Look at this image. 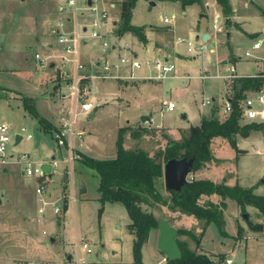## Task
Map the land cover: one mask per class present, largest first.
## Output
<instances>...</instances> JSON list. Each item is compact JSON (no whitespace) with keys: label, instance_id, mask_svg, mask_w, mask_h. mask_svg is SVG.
Instances as JSON below:
<instances>
[{"label":"rangeland","instance_id":"374dc122","mask_svg":"<svg viewBox=\"0 0 264 264\" xmlns=\"http://www.w3.org/2000/svg\"><path fill=\"white\" fill-rule=\"evenodd\" d=\"M139 1L134 11L133 20L138 26L140 24L147 27L153 25L152 28L162 26L163 30H166L167 25L165 27L163 21L166 15L174 16L175 19L177 16L178 25L182 23L187 27L186 24L190 21L191 16L182 15L175 6L164 2L151 6L149 1L146 3L144 0ZM215 3H218L217 0H203V4L200 6L204 8L208 5L210 7ZM247 5L248 8L245 9L239 6L238 3L239 7L236 15L244 14L242 21L245 22L244 28L246 30L250 32L263 31L264 0H250V5L249 3ZM30 10V6L27 3H22L21 0H0V40H2L4 46L0 50V84L4 86L0 87V122L7 125L10 137L5 151L8 163L0 169V264H40L41 262H55L56 264L66 262L69 264H121L123 260L125 262L133 255L130 247V235H127L129 233L126 229V225L131 220L125 206L119 202H106L101 213L102 203L99 199L97 200L99 196V177L92 168L81 161V147H79L80 149H74V153L76 152L77 155L75 153L76 156L71 166L68 161H64L61 155L64 149L58 146L54 137V130L47 131L43 129V132L39 131L36 117L30 115L24 108L23 98H32L40 115L53 117L55 120L61 105L70 103L66 102L68 101L66 98H63V94L70 97L68 84H59L54 87L52 84L55 77H52L50 85L48 80L43 83L44 88L45 86L48 88L47 94V92H44L45 89L42 91L41 86L37 83L39 75L44 77L43 69L40 68V74L36 62L38 58L34 57L33 48H24L32 33V28L24 20ZM84 12L85 14L88 13L89 16V11ZM221 16L223 17V15ZM231 16L230 25L232 31H234L233 43H231L241 49L242 54L245 55L247 49L254 43L251 37L258 34V32L246 35L240 33L236 28L233 29L232 22L236 18H234L235 14ZM20 23L22 26L24 24L23 32L18 30ZM212 29L218 35L220 34L219 36L225 38L226 32L231 28L223 26L220 30L213 27ZM167 32L170 36L173 30ZM53 33L56 34V31L54 30ZM163 33L164 36H167L166 32ZM157 34H160V32ZM89 36H91V28L84 34V37L88 38ZM262 40L260 49L252 50L253 55L250 56V59L252 58L256 62L258 70L262 67V60L264 59V39ZM118 44H121V51L128 54L133 52L132 47L126 45L127 43L118 42ZM161 45L166 46L162 42ZM83 46L82 50L88 55V51L91 49L88 50L87 47ZM224 51L225 48H221V54ZM205 53L214 55L215 50L210 51L209 49ZM41 56L44 57L43 60L39 59L42 63L46 61V58L43 53ZM104 57L103 54L99 56L95 53L93 56L92 53L88 56V61H84L82 53L85 64L82 72L81 87L84 90L82 93L86 94V100L95 104V109H100L96 110L97 114L94 119L89 117L79 119L77 126L79 130L77 129V132L83 131V134L75 137L74 147L78 148V141L82 140L87 147V155L98 159L112 158L116 155L121 128L132 127L133 130H137L146 126L145 128H148L149 131L140 139L131 137L128 130L124 135V146L128 149H143L150 155H155L160 149H164L170 140L181 141L184 135L188 133L189 122L196 121L194 125L199 124V120L197 121L199 107L201 105L204 107L202 101L208 96L207 93L210 90L203 94L201 88L195 87H191L190 92L184 89H170V86L182 87L183 84L191 86L192 82L198 81L190 79L181 81L165 80L167 89L172 92L171 95L163 96L160 93L153 98L152 102L150 101L149 105L153 106L151 111L155 123L168 128L153 127L155 126L153 123L142 121L144 114L141 116L140 109L137 108L140 94L136 89L130 91L128 89L127 92H122L115 81H123V79L111 80L91 77L100 71L97 64L104 61ZM152 57H155V55L148 56V58ZM112 59L116 62V54ZM47 60H51V58ZM67 63L69 62L67 61ZM33 65L37 74L33 70ZM201 66L199 59L195 62V70L191 73H197ZM48 69L50 68L47 67V71ZM72 69L74 70V65ZM142 69H146L147 74H150V71H153V64H144ZM139 70L136 71V74H139ZM122 73L127 74L128 70ZM218 73L225 74L227 72L223 67L217 72L216 79L208 78L207 81H214L217 84L223 81ZM30 76L33 77V80L30 79ZM96 80L103 81L101 84L105 86L99 89L96 97V99H100L99 103L107 101L101 106L95 103V99L92 98L97 87L92 88L93 94L89 92L92 82ZM53 93L57 94V98L64 100L65 103L53 102L49 99L53 97L51 95ZM46 95L49 98L45 97ZM164 99H167V102L173 100L177 107L169 111L165 106L167 111L162 110ZM126 100H129V105H127L128 101L126 102ZM219 104L221 108L224 105L223 102H219ZM185 105L192 108L189 112V120L181 118V113L186 111L184 110ZM149 114L148 112L147 115ZM136 119L139 120L135 123L127 122V120L132 122ZM239 123L241 126L256 123L259 127L250 129L245 135L240 134L237 136L238 150L233 148L227 139L215 138L212 142V152L219 161L202 164L201 168L195 173L192 172L188 179L208 178L216 183L225 182L229 186H233L238 182L243 187L256 186L254 192L264 195V183L262 182L264 178V120L242 118ZM141 124L144 126H139ZM179 127H187V129L181 130ZM18 134L22 135L23 138L17 144L16 136ZM29 134L32 136H29ZM23 155H29V161L33 166H38L42 163V160H52L51 158L54 155L61 160V163L57 173L53 174L51 178L33 177L22 173L27 167L26 162L22 160ZM20 160H22V163H20ZM39 184L45 185L47 190L51 191V198L45 195L42 197L36 193ZM157 187L162 196L169 201L171 193L165 187L164 176L158 180ZM84 188H87L85 195L81 194ZM73 189L75 190V201L71 198ZM40 200L46 201L47 204L43 205L42 212L40 210L42 209V204L39 203ZM208 200L218 203L221 197L216 194L212 196L205 195L201 198V203L204 204ZM225 202L227 207L224 209V219L226 221L225 230L228 235H222L218 226L211 223L200 241V247L188 232L200 236L204 221L198 220L193 215H187L179 209L172 210L169 208V204L153 203L143 205L142 208L152 212L159 221L158 228L147 244V263L150 264L149 252L154 247L157 249L160 225L167 220L178 230L177 238L180 241L187 242L193 250L207 253L217 264H228L227 259L232 260L231 264H264V215L252 206H247L243 210L234 200L226 199ZM65 203L67 204L66 210L64 209ZM55 205L60 207L59 212H56ZM244 213L249 214L248 222L242 216ZM249 222L256 228L252 229ZM239 226L243 227L242 236L238 232ZM101 235L104 238H101ZM115 235H118L124 241L122 254L113 253L117 249L119 252L121 250L120 240L115 239V242H119L118 246L112 244V237H115ZM85 238H87V242L92 249L91 253L83 248L78 249L77 242L85 240ZM69 255L73 257L71 261H68Z\"/></svg>","mask_w":264,"mask_h":264},{"label":"crops","instance_id":"0c3cea01","mask_svg":"<svg viewBox=\"0 0 264 264\" xmlns=\"http://www.w3.org/2000/svg\"><path fill=\"white\" fill-rule=\"evenodd\" d=\"M89 1L90 0H78V6H79V10H80L79 19L82 22H85V19H89V16L87 15L88 13L85 14V12H84V11H87V10H84V7H85V5L90 4ZM123 1L124 0H105V1H103V3L107 4L110 8L111 25H110V29L108 30V32L110 33V35L112 37L113 43L116 44V48H121L120 47L121 44H118V42L119 43L122 42L124 44L127 43L126 45L132 47L133 52L136 55H138L139 57H141L143 60L144 59H153L154 60L155 58H158L160 56H164L167 59L175 62L176 66H177L176 72L174 74V76H176V77L169 78V79L180 80V81L190 79V80L198 81V82H192L191 86L183 84L182 87L170 86V89H175V90L176 89H184L185 91L190 92V90H191L190 88L195 87V88H201L203 94H205L207 91L210 90V92L207 93L208 96L206 98H211L212 103L210 105H205L204 107L202 105H201V107H199V114H198V119H197V121L199 120V124L201 122V118L203 117V115H207V116L210 115L212 110H215V112L217 113V115L221 119L226 118L227 113H225V106H226L227 100H230V98L233 96L232 82L234 79L239 78V77H250V76H257V75L261 76V74L263 73L264 67L262 64H261L262 67H260L258 70L256 62H254V59H252V58L250 59V57L248 58V56L243 55L241 49H239L235 45H232V43H233L232 42V36H233L234 31H232V27H231L230 23H229V25H230L231 29L228 30V31H230V34L228 32H226L225 38L222 36H219L220 34L218 35V33L214 32V30L212 29V27H213L214 29L220 30V28H222L223 26L227 27L224 24V18L226 16L223 15L222 9H221V6L219 5V3H217V4L215 3V4H213V6L211 5L210 7L207 5V7H204V8L201 7L202 5L200 6L198 4H194V5L187 6L185 9H183L179 2L155 0L156 5H158V3H160V2H164V3H167L168 5H172V6L177 7L178 11H180L182 15H184V16L190 15L191 16L190 21L188 24H186L187 27L184 26L182 23L180 25H178L179 23L177 22V16L175 15L176 19L174 16H171L174 19L173 25H171L172 27H174V30H173V32L170 33V36H168V32H167L169 27L168 28L166 27L167 24L165 22H164V26L166 27V30H163L162 26H155L154 28H152L153 25L147 27L146 25L140 24V26H145L146 36L148 39V41L146 43H143V42L139 41L138 38L136 36H134L131 32H127L123 35L116 34L118 22L120 21V18H121V4ZM144 1H145V3L148 2V0H144ZM230 1L232 3V6H233V14H235L234 18H236L233 20V22H236L235 26L233 25V22H232L233 29L236 28V30H238L240 33H243L246 35L258 32V34L251 37V39L254 41V43L258 39H261V40L264 39L263 38L264 30L263 31H255V32H250V31L246 30L244 28L245 22L242 21L244 14L236 15V11H237L238 7L242 6L243 8L247 9L248 8L247 4L249 3V5H250V0H244V1L243 0H230ZM21 2L27 3V5H29L31 8L29 13L26 14V16L24 17V20L27 21V24L32 28V33L30 34L31 35L30 40L25 43L26 46L24 48H26V47L27 48L28 47L33 48L34 55H35L34 57H36V54L38 52L41 54L43 53L45 55L46 61H49L48 63L46 61H44V62H42L44 64H42L40 62V60L39 59L37 60V58H36V60H37L36 62H37V65L39 66L38 69H39L40 74H41L40 68L43 69V73H44V77H42L40 75L38 76L37 83H38V85L41 86L40 89H42V91L45 89L44 92L45 93L47 92V94H48V88H46V86L44 88L43 83H45L48 80V84L50 85V81H51L52 77H55V81L53 82V80H52V82H53L52 85L54 87L56 85H59V84H61V85H64V84L67 85L68 84L67 86L69 88V85H70V82L72 79L71 76L73 77L74 72H75V69L74 70L72 69L74 64L71 62L73 64L72 65L70 63V61L65 60L61 56L62 52H63V47L59 43L58 37L62 31L71 32L74 30L75 19H74L72 13L71 12H62L60 10L61 4H60V1H58V0H21ZM139 2L140 1L138 0L137 4ZM238 3H239V6H238ZM137 4H136V6H137ZM135 8L133 10L132 24L135 26H138L137 24H135L133 22ZM202 13L208 14L210 16V18L209 19H206V18L200 19L199 16ZM221 15H223V17ZM166 16H170V15H166ZM217 17H221L222 20L219 21L218 28H215L212 23L214 22V20ZM231 18H232V16H231ZM199 20H200V23H198ZM231 21H232V19H231ZM60 22H62V26H59ZM18 30L23 32L24 31V24L22 26V24L20 23L18 26ZM54 30L56 31V34L53 33ZM158 32H160V34H157ZM163 32H166L167 36L166 35L164 36ZM205 33H209V35L211 37L210 45H211L212 49L210 48V51L215 50L214 55H212L210 53L206 54L205 52L201 55H189L186 52V49L182 45H178V44H177L178 46L176 45L175 41H177L178 38H180V37H185L188 39H195L196 38L200 41V40H203L202 35ZM198 35H200L201 37L198 38ZM161 42L163 43V45L166 44V46H162ZM213 42H216L215 46H213ZM82 45H84L83 47H87L88 50L91 49L90 51H88L89 52L88 55L86 54V52L84 50H82L83 49ZM82 45H81V54L83 53L84 61H88V56H90L92 53H93V56L95 55V53H96V55L99 54V56H102V54H103L100 43L96 40H93L90 37H88L86 40H84V43ZM3 47L4 46L2 45V40H0V50H2ZM223 47L225 48V51L223 54H221V48H223ZM24 48H23V50H25ZM93 48H95V49H93ZM230 49L233 51V55L236 57V62H233L231 60ZM249 49L252 50L253 45L250 48H248L247 50H249ZM93 50H95V51H93ZM149 55L150 56L155 55V57L148 58ZM50 58H51V60H47ZM199 59L201 61L202 66H201L200 70H198L197 73L192 74L191 71L195 70V62ZM27 60H28V58H27ZM153 60H150V61H153ZM67 61L69 63H67ZM52 64H54V66H52ZM227 64H233V66L236 69L237 77H235L234 79H232V80L226 79L224 81V78H223V81H220L217 84V82L215 83L214 81H207L208 78L207 79L201 78L202 75H209L210 76L209 78H212V79L215 78L217 75V72L220 71V69H223V67L225 69V66ZM47 67L50 68V69H48V71H47ZM33 70L36 73V69H34V65H33ZM139 71H140L139 72L140 76H149V74H147L146 69H142ZM151 73H152V71H150V74ZM69 78H70V80L67 81ZM30 79L33 80V77L30 76ZM111 80H116V79H111ZM105 81H108V80H105ZM101 82H103V81H98V80L93 81L92 85L89 88V92L92 93V88L97 87V88H95V94L92 93L93 94L92 98H94L95 103H97L100 106L107 103V101L104 103H99L100 99H96V97L98 96V93H99V89L105 87L101 84ZM115 82L118 83V85H119L118 88H119V90L121 88L122 92H127L128 89H129V91L132 89H136L138 91V93L140 94V100H138L139 102L137 104V108L140 109V115L141 116L144 114L142 116V118L146 119V120H142V121H149L148 123H150V124L153 123V125H155L153 127H159V128L165 127V126H160V125L155 123L154 115L151 111L153 106L149 105L150 101L152 102L154 100L153 98L156 95H159L160 93L163 96H170L171 95L172 92L167 89L166 84H165L166 83L165 80L142 78V79L131 80V81L124 79L123 81H115ZM194 84H197V85L195 86ZM197 86H199V87H197ZM0 87H4V86H2L0 84ZM5 88H7V87H5ZM253 93L254 92H249L247 94V97L252 95ZM51 95L53 96L51 98H49L48 95H46L45 97L51 99L53 102L60 101L63 104L65 103L64 100L57 98V94L53 93ZM53 98H55V99H53ZM63 98L64 99L66 98V100H68L66 102H70V103L68 105H65V104L61 105V107L62 106L70 107L72 104V99L70 101V97H67L64 94H63ZM124 98H126V97H124ZM205 99H203V101ZM166 100L167 99H164L162 102V104H163V106L161 108L162 110H166L165 109L166 105L164 103ZM126 102H127V105L130 104L129 100H126ZM219 102L224 103L222 108L220 107ZM61 107L59 108V111L57 112V116H56L55 120L53 117H45V116L41 115L42 117H45L46 119H48L51 122V124L53 126H55L56 129H57L58 123H59L58 115H59ZM176 107H177V105H176ZM200 108H201V110L203 108V110L201 111ZM99 109L100 108H97V109L94 108V110L88 115V117L91 119H94L96 117V114H97L96 110H99ZM191 109L192 108L189 105H185L184 110H186V111L181 113L182 114L181 118L188 119L189 112H191ZM148 112L150 113L149 115H147ZM193 113H194V111H193ZM91 114H93L92 117H91ZM183 114H186V117H183ZM82 117L83 116H81L80 118H82ZM137 120H139V119H136L135 121H132V122L130 120H127V122L135 123ZM37 122H38V120H37ZM195 122L196 121L189 122L190 123L189 126L194 125ZM0 123H2V122H0ZM142 125L143 124H141L139 126H142ZM187 125H188V123H187ZM77 126H78V123L76 125V128H77ZM128 126H130V125H128ZM144 127H146V126H144ZM37 128L39 131L43 132V128H41L39 126V122H38ZM126 128H128V127H126ZM129 128H132V127H129ZM165 128H168V127H165ZM56 129H53V130L55 131ZM179 129L185 130V129H187V127H179ZM128 130H130V129H128ZM75 137L73 139V146H74ZM80 141H82V140H80ZM80 141H78V148L74 147V149L75 148L80 149L79 147H81L80 151L87 154L86 153V149H87L86 145L83 143V141L82 142H80ZM61 153H62L61 154L62 156L65 154V152H61ZM41 162H48V161L42 160ZM22 173H23V171H22ZM98 186H99V184H98ZM86 189L87 188H84L83 191H81V194L85 195ZM74 193H75V190L73 189L72 195H71V198L73 199V201H75ZM100 196H101V194L99 192V196L97 197V200L100 199ZM103 229H104V226H103ZM127 232L129 233L128 230H127ZM154 232L155 231L151 232L149 240L145 244V246H144L145 248H143L144 264H148L146 261V250H148L147 244L151 241ZM127 235H130V242H131L130 247L132 250V240H133L134 236L130 233ZM102 237L104 238L103 235H101V238ZM116 238L118 240H120V242H121V247H120L121 250L119 252L117 249L113 253L114 254H118V253L122 254L123 253V247L125 245V244H123L124 241L121 238H119L118 235H115V237H112V244L114 246L119 245L118 241L115 242ZM149 257H150V264H166V258L164 256V254L159 250L158 246H157V249H156V247H154V249L149 252ZM72 259H73V257H72ZM121 264H133V255L131 257H129V259L127 261L124 262V260H123L121 262Z\"/></svg>","mask_w":264,"mask_h":264},{"label":"trees","instance_id":"16d2710c","mask_svg":"<svg viewBox=\"0 0 264 264\" xmlns=\"http://www.w3.org/2000/svg\"><path fill=\"white\" fill-rule=\"evenodd\" d=\"M150 1V0H148ZM179 2L183 9L189 5H202L203 0H159ZM138 0H124L121 4V18L118 22L116 34L123 35L131 32L139 41H148L145 26H135L132 24L133 10ZM221 6L224 16L233 15V6L230 0H217ZM231 60L236 62V57L230 49ZM70 78L67 80L69 81ZM263 78L261 76L239 77L233 80V96L230 98L232 111L221 119L215 110L210 115H203L198 125L190 126L188 133L181 141L170 140L164 149H160L155 155H150L143 149H128L124 146V135L128 132L135 139L142 138L149 131L148 128L133 130L132 128H121L117 141V151L115 157L98 159L80 152L82 162L92 168L99 177L98 191L100 192V202L104 208L106 202L122 203L130 217L131 222L126 225L127 230L134 236L133 238V264H144L143 248L147 243L152 231L159 226L158 219L152 212L143 209V205L162 203L169 204L172 210L179 209L187 215H193L198 220L204 221L203 231L200 236L193 232H188L200 247V241L211 223H215L222 235L227 236L225 230L226 221L224 219V209L227 207L226 199H231L245 210L247 206L256 208L264 215V195L256 194L255 187H243L238 182L229 186L225 182L216 183L208 178L191 179L181 191H170L171 197L164 198L157 187L158 180L163 177L164 163L173 157L189 156L197 157L192 172L198 171L202 164L219 161L213 155L212 142L215 138H224L231 146L238 150L237 136L247 134L250 129L259 127L256 123L241 126L242 119L241 101L246 99L249 92H257L262 89ZM24 108L30 115L37 118L39 126L44 130L56 129L51 122L42 117L32 98H23ZM55 132V131H54ZM219 195L221 200L216 203L208 200L201 203L203 196ZM66 202V201H65ZM65 210L67 204L65 203ZM252 229L256 228L249 222ZM239 234L242 236L243 227L239 226ZM179 234V233H178ZM178 243L182 250V258L173 260L167 258V264H217L211 256L202 251H196L189 247L187 242L179 239Z\"/></svg>","mask_w":264,"mask_h":264},{"label":"built area","instance_id":"2783aa9c","mask_svg":"<svg viewBox=\"0 0 264 264\" xmlns=\"http://www.w3.org/2000/svg\"><path fill=\"white\" fill-rule=\"evenodd\" d=\"M60 1V10L62 12H71L75 19V28L71 32L62 31L59 34L58 41L63 47L62 57L65 60H68L74 64V75L71 79L69 88L70 94L69 96L72 99V104L70 107L62 106L59 112V123L58 127L54 132L55 140L60 148L64 149L65 154L62 156L65 162H69L72 166L75 156L73 139L75 136L79 137V135L83 134V131L77 132L76 125L81 116L88 117V115L94 110L95 104L91 101L86 100V94L82 93L81 82L83 79L82 72L85 68L84 61L82 59L81 54V45L84 43V40L87 37H84L91 28V36L92 39L98 40L103 50L104 61L98 62L97 66L100 68L98 73L93 74L92 78H100V79H137L140 77L150 78L156 80H166L169 78L176 77L174 76L177 66L176 63L172 60L167 59L164 56H160L155 58L153 61L143 60L141 57L136 55L134 52L126 53L120 50V48H116V44L113 43L112 37L108 30L111 25V16H110V8L107 4H104L105 0H91L92 4L85 5L84 10L89 11V19H85V22H82L79 19V6L78 0H58ZM83 14V13H82ZM221 17H217L213 26L218 28V23L221 21ZM163 21L167 24L168 30H174L173 25L174 19L171 16H165ZM59 26H62V22L59 23ZM264 35V32H263ZM264 38V36H263ZM210 40H198V39H188L185 37H180L176 41V45H182L186 52L189 55H201L207 50L211 48ZM177 45V46H178ZM262 45V40L258 39L253 44V49H259ZM252 50L246 51V56H252ZM116 54L117 59L116 62L112 59V57ZM36 57L38 59L43 60V56L37 53ZM44 62V61H43ZM144 64H153V71L149 76H140L136 74V71L142 69ZM262 65L264 66V59L262 60ZM128 70L127 74H123L122 72ZM225 74H219L220 77L224 79H234L237 77L236 69L233 64H227L225 66ZM209 75H202L201 78L207 79ZM263 78V86L260 91L254 92L252 95L246 97V99L241 101L240 107L242 111V118L248 120H264V71L261 74ZM167 110H174L176 108V103L172 100L169 102H164ZM212 103L211 98H206L202 104L210 105ZM232 111V105L230 100H227L225 106V113L227 115ZM29 136H32L29 134ZM10 140L8 134V128L5 124L0 123V169L4 167L5 164L8 163V159H6L5 151L6 144ZM23 162H26L27 167L23 170V173L33 177L39 178H51L48 174H45L42 169V162L38 166H33L31 161H29V155H23ZM22 160H20L22 163ZM19 161V160H18ZM52 164V176L57 173L58 167L61 163V160L55 157V159L48 161ZM36 193L39 196L45 195L48 198L52 197L51 191L47 190L45 185L39 184L36 188ZM44 202V203H43ZM42 204L41 212L43 211V205H47L46 201H41ZM56 212H59L60 207L55 205ZM78 249L83 248L88 253L92 252V249L87 242V238L82 241L77 242ZM227 263L231 264L232 260L227 259ZM40 264H56L55 262H41ZM69 264V263H63Z\"/></svg>","mask_w":264,"mask_h":264},{"label":"water","instance_id":"95a60500","mask_svg":"<svg viewBox=\"0 0 264 264\" xmlns=\"http://www.w3.org/2000/svg\"><path fill=\"white\" fill-rule=\"evenodd\" d=\"M150 5L155 6L156 1L150 0ZM89 3L91 4L92 1L90 0ZM200 19L206 18L209 19L210 16L208 14L202 13L199 16ZM231 16L224 18V24L230 28V21ZM200 23V20L199 22ZM210 25V24H209ZM233 25H236V22H233ZM230 34V31H228ZM201 36L198 35V38ZM211 37L209 33H205L202 35L203 40H209ZM216 45V42H213V46ZM54 66V64H52ZM93 114H91V117ZM183 117H186V114H183ZM142 120H146L145 118H142ZM22 135L18 134L16 136V143L18 144L22 140ZM52 160L55 159V156H52ZM197 161V157H189V156H183V157H173L168 159L164 165H163V176L165 180V187L169 191L179 192L182 190L184 185L189 182L188 179L189 175L192 173V169L194 167V164ZM42 169L45 174H48L50 177L52 176V164L50 162H45L42 164ZM264 183V178L262 180ZM244 220L246 222L249 221V214L244 213L243 215ZM178 230L173 227L169 221L165 220L160 225L159 230V237H158V248L159 250L166 256V258L177 260L182 258V250L180 248V245L178 243ZM54 240V239H52ZM72 260V255L68 256V261Z\"/></svg>","mask_w":264,"mask_h":264}]
</instances>
